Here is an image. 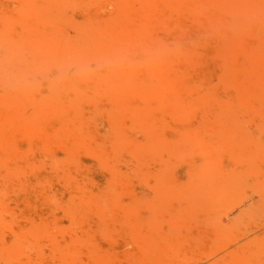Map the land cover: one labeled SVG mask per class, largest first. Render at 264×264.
Returning <instances> with one entry per match:
<instances>
[{"label":"rangeland","instance_id":"rangeland-1","mask_svg":"<svg viewBox=\"0 0 264 264\" xmlns=\"http://www.w3.org/2000/svg\"><path fill=\"white\" fill-rule=\"evenodd\" d=\"M263 230L264 0H0V264H210Z\"/></svg>","mask_w":264,"mask_h":264},{"label":"bare ground","instance_id":"bare-ground-1","mask_svg":"<svg viewBox=\"0 0 264 264\" xmlns=\"http://www.w3.org/2000/svg\"><path fill=\"white\" fill-rule=\"evenodd\" d=\"M239 32L240 31L237 30L235 36H237ZM237 42L238 41L235 43L237 44ZM229 53L232 54L231 47ZM262 243H264V230L259 233L258 236L251 238L243 245H240L237 249L218 255V257H216L210 264H230L231 262H237L242 256L243 251H246V249H249L252 245L256 247Z\"/></svg>","mask_w":264,"mask_h":264}]
</instances>
